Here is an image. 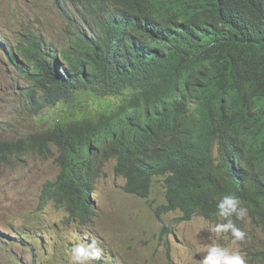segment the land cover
I'll list each match as a JSON object with an SVG mask.
<instances>
[{
  "label": "trees",
  "instance_id": "1",
  "mask_svg": "<svg viewBox=\"0 0 264 264\" xmlns=\"http://www.w3.org/2000/svg\"><path fill=\"white\" fill-rule=\"evenodd\" d=\"M53 1L62 43L30 33L7 60L30 85L34 115L63 111L0 140V165L53 159L59 174L40 206L52 202L82 226L114 161L126 194L147 199L163 179L157 218L211 219L219 197L235 194L264 231V0ZM246 258L264 264V244Z\"/></svg>",
  "mask_w": 264,
  "mask_h": 264
},
{
  "label": "rangeland",
  "instance_id": "2",
  "mask_svg": "<svg viewBox=\"0 0 264 264\" xmlns=\"http://www.w3.org/2000/svg\"><path fill=\"white\" fill-rule=\"evenodd\" d=\"M59 12L53 0H0L1 141L25 138L44 126L43 115L63 111L62 106L47 107L34 115L30 85L7 60L11 48L30 33L62 43ZM114 166L104 165L91 195L95 219L82 226L68 221L53 203L40 206L44 184L59 174L53 159L15 157L0 165V264H69L68 249L81 240L103 250L96 264H199L208 243L236 247L230 237L210 231L219 221L194 216L177 225L176 212L158 219L154 210L165 203L163 179H154L151 195L141 200L123 192L125 181L115 175ZM166 226L167 234L162 232ZM250 234L239 244L246 257L264 244V232Z\"/></svg>",
  "mask_w": 264,
  "mask_h": 264
},
{
  "label": "clouds",
  "instance_id": "3",
  "mask_svg": "<svg viewBox=\"0 0 264 264\" xmlns=\"http://www.w3.org/2000/svg\"><path fill=\"white\" fill-rule=\"evenodd\" d=\"M0 38L2 37L0 36ZM216 209L217 215L222 218V221L214 222L215 224L211 227L210 231L217 235L225 236L228 238L230 237L231 243L233 245H236V247L224 246L219 242L208 243L205 246L206 252L203 255L202 259L199 261V264H246V254L240 249V242L245 241L247 235H251L250 231H264L259 230L260 228L252 224L248 209L235 194H223L222 196H220L216 203ZM163 216H161L160 218H162ZM182 217L183 216H180L178 218L181 219ZM193 217L194 216H192L191 218ZM200 218H202L206 222L216 220L215 218H211L212 220L206 218L205 220V217L201 214ZM68 221L70 220L68 219ZM250 226H253L255 229L249 230ZM102 254L103 250L99 246H97L95 242L86 243L81 240L77 243H74L68 249L69 264H96V262L101 258ZM27 263L31 264L32 261L30 260Z\"/></svg>",
  "mask_w": 264,
  "mask_h": 264
},
{
  "label": "bare ground",
  "instance_id": "4",
  "mask_svg": "<svg viewBox=\"0 0 264 264\" xmlns=\"http://www.w3.org/2000/svg\"><path fill=\"white\" fill-rule=\"evenodd\" d=\"M168 214H169V213H168ZM165 215H166V214H165ZM215 215H216V217H215L216 220H215V221H222V218H221V217H219L217 214H215ZM215 215H214V216H215ZM193 216H200V215L196 214V215H193ZM214 216H213V217H214ZM213 217H212V218H213ZM206 218H207V216H206ZM206 218H205V220H206ZM211 220H212V219H211ZM246 221H247V219H246ZM180 223H181V222H180ZM177 225H178V224H177ZM166 227H167V226H166ZM164 228H165V227H164ZM164 228H163V229H164ZM167 228H169V227H167Z\"/></svg>",
  "mask_w": 264,
  "mask_h": 264
}]
</instances>
